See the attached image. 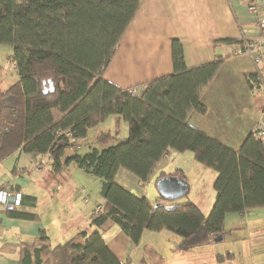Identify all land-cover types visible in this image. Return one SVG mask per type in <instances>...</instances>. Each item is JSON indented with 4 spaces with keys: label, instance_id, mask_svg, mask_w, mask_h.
Segmentation results:
<instances>
[{
    "label": "trees",
    "instance_id": "16d2710c",
    "mask_svg": "<svg viewBox=\"0 0 264 264\" xmlns=\"http://www.w3.org/2000/svg\"><path fill=\"white\" fill-rule=\"evenodd\" d=\"M139 5L140 0H0V45L11 49L8 61L18 76L0 93V161L19 149L49 153L55 175L61 172L64 151L86 141L88 132L108 116L127 124L125 137L117 130L93 137V145H116V151L100 189L103 204L89 217L87 230L55 247L21 245L20 264H129L118 262L108 250L99 232L107 221L133 245L144 231L165 230L181 238V250L187 251L222 234L226 214L264 208V142L250 134L235 151L186 122L190 112H206L200 97L223 58L187 69L182 46L173 39V73L141 86L140 93L103 79ZM48 81L52 92L42 84ZM246 81L253 94L259 91L258 75ZM169 152H190L196 164L217 174L216 201L207 217L189 194L172 201L158 196L152 205L115 182L123 170L145 184ZM166 176L186 181L175 170L159 173L154 185Z\"/></svg>",
    "mask_w": 264,
    "mask_h": 264
},
{
    "label": "crops",
    "instance_id": "0c3cea01",
    "mask_svg": "<svg viewBox=\"0 0 264 264\" xmlns=\"http://www.w3.org/2000/svg\"><path fill=\"white\" fill-rule=\"evenodd\" d=\"M247 3L245 0H140L139 9L105 68L103 79L121 90H129L171 75L173 39L182 46L187 69L223 58L200 97L206 112L192 111L186 122L224 146L239 151L245 139L256 130L260 108L264 107V95L253 94L246 81L255 74L264 83V49L257 65L247 55L234 54L239 45L233 42L257 38ZM120 123L118 117L108 116L97 126L101 131L90 130L86 141L75 142L64 151L61 172L55 175L49 153H25L19 149L0 161V187L14 182L23 189L20 207L6 210L0 206V264H20L23 244L55 247L87 230L89 217L103 204L100 189L116 151V145L94 149L93 137L101 132L113 133ZM122 129L120 137H125L127 127ZM180 156L186 157V153L169 152L158 162L145 184L123 170L117 172L115 182L136 196L146 197L154 205L159 195L150 189V184L155 186L154 180L161 172L184 169ZM189 159L192 170H181L189 187V198L207 217L216 201L213 184L217 174L196 164L191 154ZM172 163L170 171L168 167ZM93 190L98 194L96 199H93ZM252 211H264V208L237 213L235 217L226 214L224 225L227 218L236 221L238 217H248ZM99 232L116 260L129 264H193L194 252L207 250L212 243L183 251L170 245L171 241L178 244L181 239L169 237L167 231L162 230L144 231L139 243L133 245L112 221L105 222ZM233 260L234 255L226 253L222 262L216 263L234 264ZM249 264H264V225L256 226L255 255Z\"/></svg>",
    "mask_w": 264,
    "mask_h": 264
},
{
    "label": "rangeland",
    "instance_id": "374dc122",
    "mask_svg": "<svg viewBox=\"0 0 264 264\" xmlns=\"http://www.w3.org/2000/svg\"><path fill=\"white\" fill-rule=\"evenodd\" d=\"M10 55H11V49L7 46L0 45V93L4 92L9 87L13 86L18 80V76H17L16 70L13 64L8 61V58L10 57ZM119 121L121 123L117 131L119 133V136H121L122 130H123L122 128L124 127V129H126L127 124L121 119H119ZM124 124L125 126H123ZM92 130L95 132L96 131L99 132L102 129L97 128L96 126ZM97 147L99 146H95L94 149H101ZM185 153H186V157L180 156L182 157V160H181L182 165H183V168L186 169V172L187 171L190 172V170H192L189 167L190 166L189 164L191 163L189 159V155L191 153L190 152H185ZM192 158H193V155H192ZM171 166H173V163L170 164V166L168 167V170L170 171L172 170ZM184 169H179V170L184 171ZM173 172L175 171H172L171 173ZM94 174H96V172H94ZM93 180H97V178L93 177ZM149 187L150 189L155 190L157 192L156 187L153 186V184H150ZM96 197L98 198V194L95 193V190H93V199H96ZM177 200H180V199H177ZM152 201H154V199ZM255 213L258 215L255 216ZM228 214L230 215L229 217H235L233 215L237 213H228ZM229 219L230 218H227L225 225H224L222 241H220L219 243L212 242L211 244H209L210 248H206L207 250L199 251V252L195 251L193 254V264H208V261H209V264H217L218 262L221 263L222 259L221 261H218V258L225 256L226 253L234 255V260H235L234 264H249L250 258L253 255H255L256 226L264 225V211H252L248 217L247 216L238 217L236 221L229 220ZM167 233L169 237H173L174 239H177V240L181 239L168 231ZM182 242H183L182 239H181V242H179L178 244H173L171 241L170 245H174L177 249L181 250L180 244H182ZM201 247H197V249H200ZM192 249H196V248H192ZM190 255L191 254H189V257ZM216 257H217V260H216ZM233 261L231 262L233 263Z\"/></svg>",
    "mask_w": 264,
    "mask_h": 264
},
{
    "label": "built area",
    "instance_id": "2783aa9c",
    "mask_svg": "<svg viewBox=\"0 0 264 264\" xmlns=\"http://www.w3.org/2000/svg\"><path fill=\"white\" fill-rule=\"evenodd\" d=\"M247 11L253 17L255 29L257 30V38L254 41H245L242 46L237 47L234 51L235 55H247L253 63L257 65L261 62L264 49V0H247ZM140 88H132L134 94L140 93ZM264 95V83L260 80V89ZM65 137H70L69 132H64ZM253 136L258 140H264V107L260 108L259 119ZM23 196V189L19 188L16 183L8 182L0 187V206L20 207ZM12 199V202H9ZM100 211V208L97 209Z\"/></svg>",
    "mask_w": 264,
    "mask_h": 264
},
{
    "label": "water",
    "instance_id": "95a60500",
    "mask_svg": "<svg viewBox=\"0 0 264 264\" xmlns=\"http://www.w3.org/2000/svg\"><path fill=\"white\" fill-rule=\"evenodd\" d=\"M47 83L50 91L52 92L53 91L52 82L48 81ZM43 94H46V91H43ZM155 187L158 195L167 201L181 199L189 194V187L186 181L177 176H166L160 178L159 180H157ZM9 202L11 203L12 199H9ZM5 209L12 210V206L9 204L5 207ZM222 239H223L222 234H219L216 237L212 238V242L219 243L220 241H222Z\"/></svg>",
    "mask_w": 264,
    "mask_h": 264
},
{
    "label": "flooded vegetation",
    "instance_id": "af4514ba",
    "mask_svg": "<svg viewBox=\"0 0 264 264\" xmlns=\"http://www.w3.org/2000/svg\"><path fill=\"white\" fill-rule=\"evenodd\" d=\"M43 85H44V88H45V89H48V88H49L48 83L43 82Z\"/></svg>",
    "mask_w": 264,
    "mask_h": 264
},
{
    "label": "bare ground",
    "instance_id": "6f19581e",
    "mask_svg": "<svg viewBox=\"0 0 264 264\" xmlns=\"http://www.w3.org/2000/svg\"><path fill=\"white\" fill-rule=\"evenodd\" d=\"M262 141V140H261Z\"/></svg>",
    "mask_w": 264,
    "mask_h": 264
}]
</instances>
